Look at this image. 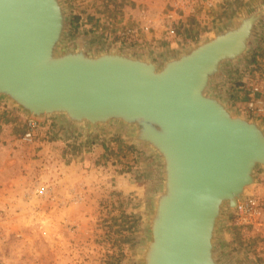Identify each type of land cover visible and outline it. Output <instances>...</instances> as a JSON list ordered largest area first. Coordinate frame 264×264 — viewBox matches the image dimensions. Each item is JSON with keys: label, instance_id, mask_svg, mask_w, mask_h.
<instances>
[{"label": "rangeland", "instance_id": "obj_1", "mask_svg": "<svg viewBox=\"0 0 264 264\" xmlns=\"http://www.w3.org/2000/svg\"><path fill=\"white\" fill-rule=\"evenodd\" d=\"M58 2L64 21L56 53H118L156 68L213 32L256 14L247 47L221 61L205 93L264 130V0H219L211 10L214 23L204 26L214 27L213 32L174 35L171 43L181 42V47L172 54L162 48L167 45L163 40L150 53L135 47L148 40L152 44L143 33L122 34L126 25L148 18L162 26L171 7L167 0ZM220 3L228 5L223 12L217 10ZM28 116L33 115L0 95V264H141L156 200L165 188L161 155L139 139L135 125L113 119L77 123L62 113L35 116L34 138L25 142L20 137ZM254 176L248 195L264 201V166L258 165ZM259 221L264 222V213L248 230L237 225L224 201L215 223L214 260L264 264V225Z\"/></svg>", "mask_w": 264, "mask_h": 264}, {"label": "water", "instance_id": "obj_2", "mask_svg": "<svg viewBox=\"0 0 264 264\" xmlns=\"http://www.w3.org/2000/svg\"><path fill=\"white\" fill-rule=\"evenodd\" d=\"M256 16L156 68L118 53H56L64 21L58 0H0L1 96L33 116L133 124L161 155L165 188L141 264H218L213 239L221 206L226 201L233 210L264 166V130L205 93L221 61L246 48Z\"/></svg>", "mask_w": 264, "mask_h": 264}, {"label": "built area", "instance_id": "obj_3", "mask_svg": "<svg viewBox=\"0 0 264 264\" xmlns=\"http://www.w3.org/2000/svg\"><path fill=\"white\" fill-rule=\"evenodd\" d=\"M218 1L219 0H167L171 7H169L167 13L164 14L166 21L162 23V26L157 24L153 19L148 18L140 24L131 23L126 25L122 30V34L136 36L138 33L147 32L155 27L161 26L168 35H177L179 33V25L177 22L180 20V16L199 13L209 15ZM256 89H258V87H255V90ZM37 127L38 120L35 116L26 117L20 139L25 142L32 141ZM39 194H44V190L40 189ZM262 210H264V201L258 199L254 195H247L237 199L233 209L234 219L237 225L248 230L250 228L248 225H254L262 213H264ZM259 224L264 225V222L261 221L260 223L259 221ZM254 228L258 229L257 227Z\"/></svg>", "mask_w": 264, "mask_h": 264}, {"label": "crops", "instance_id": "obj_4", "mask_svg": "<svg viewBox=\"0 0 264 264\" xmlns=\"http://www.w3.org/2000/svg\"><path fill=\"white\" fill-rule=\"evenodd\" d=\"M219 5H221V8L219 7L217 10L219 11L222 10V12L226 10L227 8L226 6H228L227 3L226 4L220 3ZM179 19L180 20H178L177 22L179 25L178 26L179 33H184V32L193 33L194 32V33H199L203 36V35H208L210 32H213L212 30L214 27L212 26L210 27V29L208 28L204 29L205 24H208L211 21L214 23L215 21V18L211 15V12H210V15H204L201 13L189 14V15L184 14V16L182 17L180 16ZM142 33L141 34L143 35V37H145V39L147 40L150 39L152 41V44H150L148 40V42L147 41L140 42L139 46H135V47L144 49L150 53L154 52V49L156 47L158 48L157 43H160L161 40L164 41L162 42L163 44L167 43V45H164V46L161 44L162 48L167 47V51L169 50L170 54H172L174 51L178 52L177 49H180L181 47V44H180L181 42L171 43L173 40H176L174 36L172 37L167 34V41H166L165 36H164L166 35V33L161 28L160 29L158 28L156 31L153 29L147 32H142Z\"/></svg>", "mask_w": 264, "mask_h": 264}, {"label": "bare ground", "instance_id": "obj_5", "mask_svg": "<svg viewBox=\"0 0 264 264\" xmlns=\"http://www.w3.org/2000/svg\"><path fill=\"white\" fill-rule=\"evenodd\" d=\"M212 53H213V49H209V50H207L206 53H205V57L210 56ZM248 187H249V186H247V190H248ZM241 198H242V197H241Z\"/></svg>", "mask_w": 264, "mask_h": 264}, {"label": "flooded vegetation", "instance_id": "obj_6", "mask_svg": "<svg viewBox=\"0 0 264 264\" xmlns=\"http://www.w3.org/2000/svg\"><path fill=\"white\" fill-rule=\"evenodd\" d=\"M252 29H253V26H252ZM223 31H225V30H223ZM249 38H250V36L248 37L247 42H248ZM246 47H247V43H246ZM132 126H134V125L132 124Z\"/></svg>", "mask_w": 264, "mask_h": 264}, {"label": "trees", "instance_id": "obj_7", "mask_svg": "<svg viewBox=\"0 0 264 264\" xmlns=\"http://www.w3.org/2000/svg\"><path fill=\"white\" fill-rule=\"evenodd\" d=\"M73 18H74V20H76V19H78V16H77V15H75Z\"/></svg>", "mask_w": 264, "mask_h": 264}]
</instances>
